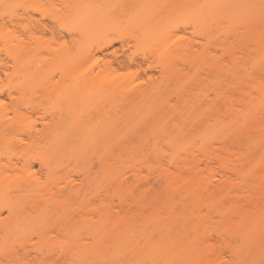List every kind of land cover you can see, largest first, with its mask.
<instances>
[{
	"label": "rangeland",
	"instance_id": "obj_1",
	"mask_svg": "<svg viewBox=\"0 0 264 264\" xmlns=\"http://www.w3.org/2000/svg\"><path fill=\"white\" fill-rule=\"evenodd\" d=\"M206 1L201 0L199 5H204ZM224 1L225 12L216 18L214 16L216 19L214 23L207 12L200 14L195 12L200 7H196V2L194 7L187 6L171 13L169 12L171 9L168 10L170 15L158 19L157 23H152L151 14H141L140 26L144 27L145 31L137 41L131 39L133 42L131 51L140 60L148 57L147 61L142 60L144 69L149 65L153 68L147 69L146 73L141 71L137 76L127 74L128 77L127 75L124 77V74L130 73L127 68H120L114 63L116 70L113 71L108 65L106 66L109 64V59L114 62L111 54L93 51L84 56L82 48H89L92 45L95 48L103 34L85 35L82 32L77 20V9L81 0H5V2L0 0V62L3 65H0L2 75L0 87L6 91L11 90L16 96L21 92L30 96L31 91L46 88L65 90L70 92L71 99L75 98L73 91L86 90L88 96L84 101L85 104L81 105L79 101L74 103L75 106L93 105L99 108L97 114L96 111H90L97 116L90 120V113L84 111L86 107L83 110L78 107L82 112H80L81 119L83 117L84 121L87 117L85 118L87 121L82 123V131L72 129L68 133L71 138H81L86 141L87 150L95 156L94 163L91 161L93 172L90 177L86 178L84 173L79 177L70 173L71 178L76 180L71 184L73 185L71 189H76L81 194L80 197L71 199V202L80 206V202L85 198L87 202L89 201L87 199H90L92 206L90 210L84 208L82 213L81 210L78 211L74 217L70 211L67 214L69 220L65 225L63 245L50 250L53 257L62 260L59 264H177L174 261H166L164 253L158 250L156 253L152 252V255H148L147 251L142 253L141 250L146 248L147 240L154 246L158 245L160 233L157 226L161 221L166 226L175 225L174 219L181 208L180 203L187 202L188 198L191 199V195L187 197L185 190L182 191V181L178 176L190 178L192 174L189 168L193 166H196L199 176L205 183L215 185L228 180L242 183V186L264 185V139L258 141L260 135L264 136V27L260 35L254 34V31L248 28L250 11L254 7H264V0ZM99 3L104 6L103 0ZM163 4H159V8ZM167 5V8H172V4ZM141 7L129 8V16L131 17L133 13L139 16ZM151 24L154 27L150 30L148 26ZM43 25L52 32L57 31L60 36L57 37L55 33L56 39L53 41L50 30L41 32ZM185 25L188 27L187 31L183 29ZM27 28H35L36 41L28 38ZM134 29L133 26L130 29L132 32L128 33L133 36L139 35L138 29ZM114 33H110L109 36H114ZM250 33H253L254 37ZM224 38H228V42L223 40L221 43L220 40ZM21 39L24 40V44L21 43ZM63 40L66 44H63ZM116 47H120V44L117 43L114 48ZM114 48H110V51ZM75 57L79 58L76 62L86 72L82 69L69 68L73 66L72 60ZM181 58H185L183 62ZM174 60L176 65L172 63ZM131 71L134 72L135 69L132 67ZM71 73L89 74L87 78L81 77L75 80L74 75H67ZM37 74H49L52 78L46 77L45 80L41 77L31 79L23 77ZM92 74L97 77L102 74L112 75L109 77L110 80L107 79L110 85L99 80L97 82L96 77L92 78L94 76L90 78L89 75ZM165 75H170V78L164 79ZM149 76L152 80L148 79ZM115 85L133 91L144 89L155 96L154 99L151 96L149 100L148 98L142 100L138 105L132 101L133 114L128 121H132L135 127H125L124 124L116 130H113L112 126L109 127L115 118H112L115 111L112 97L109 95L107 98L101 97L98 93L103 87L111 88ZM82 96L86 98V94ZM79 98L81 99V96ZM67 99V113L69 112L71 116L73 101ZM5 101L10 102L8 98H5ZM214 103H218L220 107L218 111L213 110ZM151 104L168 108L156 122L147 119L143 110V106ZM8 118L16 119L13 113H10ZM245 120L250 121V124L259 125V128L254 127L249 131L252 140L257 137L253 142L250 139L253 144L249 145L244 139V134L240 132L242 129L240 124ZM88 121L90 124H87ZM147 121L149 125L145 126ZM30 122L31 120L26 121V123ZM7 134L10 137H18L19 132L13 129ZM102 135L118 138L133 137L137 142L132 145L125 143L123 146H114L111 149L95 145L94 141ZM242 152L248 153L249 158H240ZM6 153L18 155L20 152L16 149L9 151L5 146H0V156L3 157ZM78 153L80 150L67 151L69 156L66 162L70 167L87 165L82 161L85 164L83 165L79 157L77 159V156L72 155ZM97 154L107 156L103 158V162H100ZM166 174L174 176L177 180L172 190L167 192L162 190L161 193L154 194L153 190L142 192L143 186L148 184L140 185V189L137 190L131 188L136 177L141 178L143 184L150 180L154 186L159 187L163 178H159L158 175ZM143 176L149 179L146 180ZM154 176L156 177L153 178ZM202 194L210 200L205 199L204 203L203 199L196 197L194 204L203 205V213L210 212L208 215L213 219L210 217L206 220L207 223L205 220L200 222L198 227L206 228L208 231L237 233L238 230H230L236 228L222 224V212L229 208L235 209L243 198L228 199L220 194L212 198L209 191ZM239 195H247V193ZM166 196L171 199L169 201L171 205L164 206L166 204H163L162 198ZM160 198L163 205L159 201ZM2 201L0 199V205ZM135 201L143 204V207L127 206V203ZM105 202L113 203L114 206H107ZM243 204L244 208L251 210L254 215L249 213V216L253 217L250 221L253 222L242 220L246 222L247 231L245 223L236 221L237 225L245 229L240 231L260 232L258 229L262 224H259V216L255 213L259 214L258 210L264 212V195L259 202L250 203L244 199ZM9 218V212L2 211L0 254L3 251L19 248L18 242L23 240L18 235L20 232L31 235L24 240H28V248L32 249V245L39 242L37 233L45 229L35 227L20 231L6 223L9 222ZM71 219H75L76 222ZM237 225L233 226L237 227ZM56 235L55 231H51L53 238ZM138 245L142 248L138 249L140 257L132 256L133 247ZM33 254H36L34 250ZM225 257L227 260L234 258L229 253H226Z\"/></svg>",
	"mask_w": 264,
	"mask_h": 264
},
{
	"label": "bare ground",
	"instance_id": "obj_2",
	"mask_svg": "<svg viewBox=\"0 0 264 264\" xmlns=\"http://www.w3.org/2000/svg\"><path fill=\"white\" fill-rule=\"evenodd\" d=\"M99 1L81 0V4L77 9V20L85 35L91 33L103 34L102 38L97 41L95 48L94 45L89 48L83 47L82 51L85 53L84 56L86 54L89 55V53L93 51H97V53L102 52L103 54H111L114 62H111L112 59H109V64H106V66L108 65V68L110 67L113 71L116 70L115 66H113L114 63L120 68H127L130 73L128 72L124 74V77H126L127 74L130 76H137L141 71H145L146 73L147 69L150 70L153 68L149 65L147 69H144V62L142 60L147 61L148 57H144L140 60L133 55L131 51L133 47L131 39L134 38L137 41L139 37L143 36V32L145 31L144 27L140 26L141 21L139 20H141V14H151L152 23H157L158 19L167 17L171 12H174V10L178 11L187 6L194 7L195 5L196 7H199L201 2V0H170L172 3L169 0H166V3L163 0H160V2L159 0H105L106 2L103 0L104 6H101ZM3 2H5V0H3ZM133 4L135 6H133ZM159 4H163L161 5L162 7L160 6L161 8H159ZM167 4H169V6L172 4V8H167ZM141 5L143 6L141 7ZM225 6L226 2L224 0H207L205 4L201 5L195 12L197 14L207 12L211 15V21L214 20V23L216 21L215 18L225 12L223 9ZM131 7H141L143 11L140 9L139 16L136 13H133L130 17L128 13L130 12L129 10L132 9ZM168 10H170V13ZM249 18L248 28L252 32L254 31V34L260 35L261 31L263 32L264 27V7H254L250 11ZM44 25L43 28L40 29L41 32L44 30L51 31L50 28ZM133 26L135 29H138L137 34L139 35L133 36L128 33L132 32L130 29H132ZM153 27L154 25L151 24L148 26V29L151 30ZM187 28V25H185L183 28L184 31H187ZM34 29L27 28V35L30 36H28V38L36 41L37 35ZM56 32L57 31L54 30L51 33V35L53 34V41L56 39ZM112 32H115L116 35L118 32L119 35L116 36L114 33V36H109ZM253 33H250L252 37H254ZM58 36L60 35L57 34V37ZM227 39L224 38L220 41L223 43V40ZM21 43L24 44V40L21 39ZM117 43L120 44V47L114 48ZM63 44H66V41L63 40ZM110 48L114 49L110 51ZM188 48L190 47L188 46ZM181 49L184 50L183 47H181ZM184 59L185 58H181L180 60L183 62ZM78 60V57L73 58L72 63L74 64L69 68L72 70L82 69L80 64L76 62ZM105 62L107 63V61ZM172 63L176 65L175 60ZM0 65H2L1 62ZM132 67L135 69L134 72L131 71ZM82 73L79 75L72 73L67 75H74L76 78L75 80H79L81 77H88L89 73ZM1 76L2 75L0 74V80L2 79ZM110 76L112 75L102 74L98 77L93 74L91 76L89 75L90 78L92 77L95 79L96 77L97 82L98 80L106 82V85H110L107 81ZM23 77L24 79L41 77L45 80L47 78H52L49 74L28 75ZM168 77L170 78V75H165L164 79L168 80ZM148 79L152 80V77L149 76ZM115 86H111V88L103 87L98 93L101 97L107 98V95L112 97L108 96L114 104L113 108L115 111L112 118H115H113L114 121H112L109 127L112 126L113 130H116L119 126H123V124L125 127H135L132 121H128L133 114L134 105L132 104V101L133 103H136L135 105H138L142 100H146L147 98L149 100L151 96L153 97L152 99H154L155 96L144 89L133 91L127 88L121 89L122 87L118 85ZM21 93L19 96H16L11 90L6 91L4 88L0 87V104L2 108L0 111V146H5L9 151L16 149L20 152L18 155H10L6 153L3 157L0 156V199L3 200L0 205V216L2 211H8L10 218L9 222L6 223L20 231L22 229L35 227L39 229L44 228L45 230L37 233V236H39V242L33 244L32 249L28 248V240H24L31 235L26 232H20L18 235H20L21 239L24 241L21 240L18 242L19 248L17 250L11 249L9 251H3V253L0 254V264H59V261L62 260L58 259V257H53L50 250L56 246L63 245L62 239L65 236V225L69 220L67 214L70 211L72 217H74L78 211L80 212L81 210L82 213V211L87 208L89 209L90 206H92L90 199H87L90 201L87 202L84 197L85 202L84 200L80 202V206L71 202V199L78 198L81 194L76 189H71V186H73L71 184L76 182V180L73 177L71 178L72 175H70V173L77 175V177H79V175L82 176L81 174L84 173L86 178L90 177L93 172L92 167L95 161V156L87 150L88 144L86 141H83L81 138H71L68 135L69 131L72 129L82 131L81 125L84 121H87L85 119L87 117L84 116L85 118L83 121V117L81 119L80 114L82 113L81 110H83L84 107L87 108L89 105L80 107L75 106L74 103L80 101V104L84 105L88 93L86 90L81 89L75 92L73 91L72 93H74L73 96L75 98L72 99L70 97V92L68 93L65 92V90H55L52 88L31 91L30 96L24 92ZM85 94L86 98L82 96ZM79 96H81L82 101ZM5 98H8L10 102L5 101ZM66 99L72 100L74 104H72L71 109L73 113L71 116H69V112L67 113ZM137 99L138 102H136ZM214 105L215 108L213 110L218 111L220 108L218 103H214ZM91 106L87 109L84 108V111L86 110L90 113V111L93 110L94 112L96 111L95 113L97 114L99 111L98 106ZM162 106L163 105L157 106L153 104L143 106L147 119L153 120L154 122L159 120L163 111L167 112L168 110V108L166 109ZM171 109H173V107ZM84 111L83 113H85ZM88 112L86 113L88 114ZM94 112L89 114V117L91 116L90 120H92L94 116L97 117ZM10 113L15 114V120L8 118ZM27 120H31V122L26 123ZM89 121L87 124H90ZM250 123V121L245 120L240 124L243 129H240V132L244 134V139H246V142L248 143L247 145L253 144L251 142L255 139L257 140V137H254L253 135L252 138L254 137L255 139H251V133L249 131L254 129V127L259 128L258 123ZM15 125H17L18 128L15 127ZM146 125H149V121L145 122V126ZM13 129H16L19 132L18 137L7 136V133ZM263 139V135L258 137V141ZM136 142V139L133 137L118 138L110 135H102L101 137H97L94 144L98 146H106L111 149L114 146H123L125 143L132 145L136 144ZM70 149L80 150V153L72 155L77 156V159L79 157V160H81L80 163L83 164V162H85V164H87L85 167L78 166V168H73L67 164V156H69L67 151ZM105 156L107 155H99L97 158L100 162H103ZM245 157L249 158V154L242 152L240 158L244 159ZM189 170L192 174L190 178H185L183 176H178V178L182 181V191L185 190L184 193L187 197L191 195L190 200H195L190 201L188 198L189 202L187 201L183 203V198L181 197V208L179 209V212L177 210L178 215L176 214L174 219L175 225H173L171 221L170 223L173 226H166L161 221L162 224L160 223L157 226L160 233V241L158 242V245L154 246L152 242L147 240L146 248L143 247V251L141 250L142 248H139L141 244L137 247H133L132 256H138V249L141 250L142 253L147 251L148 255H152V252L156 253L158 250L159 252L164 253L166 261H174L177 264H194L195 262L205 264H260V262L264 260V212L261 210H258L259 214L254 212L256 216H259V224H262L260 226L261 228L258 229L260 232L247 233L246 222L243 221H245V219L250 221L251 218L253 220V217L249 216V213H252L251 215L254 214L251 210L244 208L245 206L244 204L242 205V202L244 199L246 202L250 203L261 201V198L264 195V185H256L252 186V188L251 186H242V183H233L228 180H224L222 183L214 185L203 182L196 166L189 168ZM144 177L145 176H143V178ZM155 177L156 176L153 178ZM158 177L163 178V182L159 184V187H156V185L154 186L150 180L143 184L144 181H140L141 178L136 177L131 188L137 190L140 189V185L143 186L148 184V186H143L144 189H142V192L145 193L153 190V193L155 194L162 190L166 192L169 191L177 182L176 178L169 174L158 175ZM144 179L148 180L149 178ZM209 188L211 189L209 190ZM207 191L211 192L212 195L210 197L212 198H216L218 194L224 195L228 199L231 197H236V200L238 198H243V201L240 202L241 204H238L239 206H234L235 209L229 208L227 211L222 212L223 215L222 213L220 214L222 215V221L220 220L222 224L228 225L231 228H236L230 230H238L237 233L233 231L226 233L218 230L208 231L206 228L202 229L198 227L201 224L200 222H205L206 220H209L208 218L210 217V219H213L212 216L208 215L210 212L203 213V205L194 204L196 197L197 199H203L204 203L205 199L210 200L202 194ZM240 193H247V195H239ZM101 195L99 194V196ZM101 197H103V195ZM167 197L168 196L162 198V200L164 199L163 204H166L164 206L171 205V202H169L171 199ZM184 199H186V197ZM162 200L161 198L159 200L161 204ZM84 203L85 205H83ZM108 204L109 203H106L105 205L110 207L114 206L113 203ZM127 206L143 207V204L135 201L127 203ZM88 211L86 213H88ZM248 216L250 218H248ZM255 220H257V218ZM71 221L74 223L76 222L75 219H71ZM236 221H241V224L245 223V232L240 231L245 229H243L241 225H237ZM207 222L208 221L205 223ZM2 223L3 221L0 220V224ZM233 225H237V227H234ZM51 231L57 233L54 238L51 236ZM33 250L36 253L35 255L33 254ZM226 253H229V255L234 258L227 260L225 257Z\"/></svg>",
	"mask_w": 264,
	"mask_h": 264
},
{
	"label": "snow or ice",
	"instance_id": "obj_3",
	"mask_svg": "<svg viewBox=\"0 0 264 264\" xmlns=\"http://www.w3.org/2000/svg\"><path fill=\"white\" fill-rule=\"evenodd\" d=\"M260 264H264V260H262V261L260 262Z\"/></svg>",
	"mask_w": 264,
	"mask_h": 264
}]
</instances>
